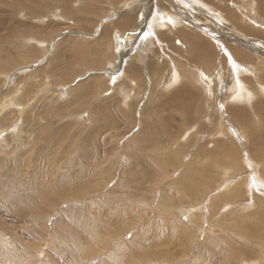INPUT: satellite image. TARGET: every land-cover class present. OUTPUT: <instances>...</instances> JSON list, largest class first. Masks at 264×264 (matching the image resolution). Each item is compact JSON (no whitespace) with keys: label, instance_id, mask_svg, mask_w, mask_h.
I'll return each mask as SVG.
<instances>
[{"label":"rangeland","instance_id":"rangeland-1","mask_svg":"<svg viewBox=\"0 0 264 264\" xmlns=\"http://www.w3.org/2000/svg\"><path fill=\"white\" fill-rule=\"evenodd\" d=\"M149 1L0 0V264H264V151L248 133L264 96L228 99L225 61L230 46L262 56L264 17L247 0H223L240 9L228 20L155 0L185 27L116 50ZM186 83L195 97L179 103Z\"/></svg>","mask_w":264,"mask_h":264},{"label":"bare ground","instance_id":"bare-ground-1","mask_svg":"<svg viewBox=\"0 0 264 264\" xmlns=\"http://www.w3.org/2000/svg\"><path fill=\"white\" fill-rule=\"evenodd\" d=\"M151 1V0H150ZM147 2L146 5L144 7L141 6V10L136 13V17H137V14H138V17H139V20H138V29L140 34L137 35L136 31H134L135 29H133V34L134 35H128L126 36L125 32L126 31H123V32H120L119 31H116V37L117 39L115 41H117L116 43V50L119 49L121 52H122V49L126 47V45H130V44H133L134 42V37L136 36H140L141 37H144L149 39V37L152 38V36L154 34H156L155 32L157 31V29L161 26H166V27H185L184 24H183V19L178 16L176 13H171L170 15L167 14V13H164V11H166L165 9L163 8H160L159 7V4H158V1H155V0H152L154 2H152L155 6H151V2ZM182 1V0H181ZM197 4H203L204 7H206L210 13H212L215 17L216 15H219L221 17H224L223 19L225 20H228L226 17V12H230V16L235 18V16L237 15L238 16V12L240 13V9L242 10L244 8V6L241 4V0H238V4L239 6L237 7H240V9H236L234 7H232L228 1L227 2H224L223 0H219L220 3H216L214 5L210 4L207 2V0H195ZM223 1V2H222ZM184 4H186V2H183ZM126 4V3H125ZM124 4V5H125ZM196 6V5H195ZM246 6L245 7L247 10H250V11H255L257 12L260 16H263L264 17V0H247L246 1ZM197 7V6H196ZM166 8V7H165ZM257 8V9H256ZM256 9V10H255ZM190 11H192V8L189 9ZM138 11V10H137ZM223 11H226L225 13ZM193 12V11H192ZM184 13V12H183ZM256 15V13H255ZM242 16V15H241ZM247 16V15H246ZM239 18V16H238ZM247 18V17H246ZM201 20V18H200ZM236 20H239V19H236ZM253 21V20H252ZM264 24V23H263ZM250 26V25H249ZM264 28V26H262ZM250 28L252 29V27L250 26ZM115 32V31H114ZM128 32V31H127ZM115 34H113L114 36ZM231 35H233L234 37H236V41L239 42L240 40H238V38H242L240 35H234L231 33ZM226 36V35H225ZM154 37V36H153ZM228 39H232V40H235V38H229L228 36H226ZM253 40V45H250L251 42L249 40L250 43H247L249 44L251 47H252V51H257V52H260L263 56L264 54V48L262 49L260 47V45L258 46L259 43H264V40H261L260 38H251ZM114 41V40H113ZM241 42V41H240ZM242 43V42H241ZM114 44V43H113ZM136 44V43H135ZM131 46V45H130ZM129 48V47H127ZM131 49V48H130ZM195 49H196V57L198 58H201L202 60H204V62H207L209 61V57L210 56H207L208 54H212V50H211V46L208 45L204 40H200L196 46H195ZM129 51V50H127ZM127 51H124V57H126L127 55H129ZM225 61L228 62V60L232 59L231 60V63H232V66H233V70H234V83L230 84V94L228 96V99L231 98V96H233V98H235L236 100H246L247 102H251L250 99H252L254 96L257 97L258 99V95L260 96H264V66H263V63L264 61L261 59L262 56L259 55V53H257L258 56H251L250 53L246 52V51H243V50H240V49H236V48H233V47H228L226 48L225 50ZM120 54V52H119ZM131 55V54H130ZM129 55V56H130ZM132 56V55H131ZM130 56V57H131ZM121 57H122V53H121ZM129 58H126V60H124V63L126 64V61H128ZM230 57V58H229ZM120 58V57H119ZM168 58H170V56H168ZM249 58L250 60L251 59H255L256 62H248L247 59ZM200 60V59H199ZM258 60H260L262 63L260 64V67L258 68L256 66V64L258 65ZM172 61V69H171V79H170V82L168 83V85H171V84H175L177 83L180 78L182 77L178 72V67L177 65L175 64L174 60H170ZM201 61V60H200ZM247 61V62H246ZM225 62V64H226ZM5 63V62H4ZM123 63V64H124ZM252 63V64H250ZM189 65V64H188ZM214 65H216L214 63ZM202 66V65H201ZM200 67H192L194 68V70L196 71V74H195V78H197V80L199 82H205V80H207V84H209V81L211 80V77L213 76H210L208 74H206L203 69ZM219 66V65H218ZM215 67V66H214ZM213 67V68H214ZM189 68V67H188ZM208 69V68H207ZM220 69V68H219ZM222 69V68H221ZM180 71V70H179ZM213 72V71H212ZM246 72H250V76H252L253 74V78L255 76V82H254V86H255V83H256V87H252V88H248L246 85H245V79L244 78V74ZM208 73V72H207ZM244 73V74H243ZM215 75V74H214ZM246 75V74H245ZM228 76V75H227ZM221 77V76H220ZM229 77V76H228ZM252 77H248V78H252ZM182 79V78H181ZM219 80V79H217ZM232 80V79H231ZM230 80V81H231ZM221 81V80H220ZM214 82V81H213ZM232 82V81H231ZM190 83V81H189ZM229 85V84H228ZM191 86V85H190ZM187 83H186V86L183 85L180 87V90L177 91V93H174L172 95L173 99L174 100H177L179 103H187L189 102L191 99H194L195 97V93H194V89L192 90V88L190 87ZM207 87V86H206ZM250 87V86H249ZM191 88V89H190ZM256 92H255V91ZM207 91V90H206ZM213 91V90H212ZM197 92V91H196ZM210 92V91H209ZM200 94V93H199ZM258 94V95H257ZM190 95L193 97H190ZM197 96V95H196ZM191 99H190V98ZM212 97V95H211ZM198 98V97H197ZM262 98V97H261ZM256 99V101H257ZM193 101V100H192ZM255 101V102H256ZM195 102V101H193ZM240 102V101H239ZM263 102V99H260L258 101V105L261 103L262 104ZM254 103V102H253ZM194 104V103H193ZM260 104V105H261ZM262 107L264 105H261ZM258 107V106H257ZM264 109V108H263ZM261 108V110H263ZM233 112L235 114H241L243 113L244 111H241V110H244V109H237L236 107H234L233 109ZM259 110V107L258 109ZM138 111V110H137ZM261 115H262V119L264 118V110L261 111ZM250 128V127H249ZM259 129L260 130H255V129H250L248 130V133L251 137H254L255 138V141H256V144L258 145V147L264 151V127H261L259 126ZM260 138V139H259ZM260 154V156L262 157V159L264 160V154L262 153H258ZM262 174V173H261ZM263 176V179H261L260 177H258V179L261 181V180H264V167H263V174L261 175V177ZM261 183V182H260ZM259 184V183H258ZM262 185H264V183L262 182L261 183ZM238 190V188L236 189ZM235 190V191H236ZM240 194V193H239ZM182 207V206H181ZM187 207V206H185ZM184 208V207H183ZM191 211H192V207L190 208ZM190 213V212H189ZM167 229V228H166ZM163 232V231H162ZM176 234V233H175ZM158 239V238H157ZM152 262V261H151ZM244 264H250L249 262L247 261H244L243 262Z\"/></svg>","mask_w":264,"mask_h":264}]
</instances>
